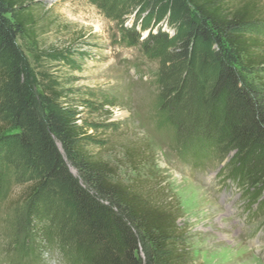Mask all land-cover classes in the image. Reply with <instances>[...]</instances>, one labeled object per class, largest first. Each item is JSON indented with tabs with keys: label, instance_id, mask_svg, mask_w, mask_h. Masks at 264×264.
<instances>
[{
	"label": "rangeland",
	"instance_id": "1",
	"mask_svg": "<svg viewBox=\"0 0 264 264\" xmlns=\"http://www.w3.org/2000/svg\"><path fill=\"white\" fill-rule=\"evenodd\" d=\"M34 1L39 42L17 40L31 66L33 91L67 89L61 105L89 129L95 152L125 182L179 207L176 264H264V209L257 201L251 205L252 188L233 174L234 151L222 150L215 132L207 135L213 102L205 47L199 45L190 64L173 61L177 46L143 40L151 29L171 36L175 27L152 22L144 30L143 14L124 0ZM262 20L247 33L264 42V12ZM3 150L0 264H83L54 216L57 199L50 196L49 210L34 202L29 189L37 172L22 160L7 162ZM140 256L148 260L144 246Z\"/></svg>",
	"mask_w": 264,
	"mask_h": 264
},
{
	"label": "trees",
	"instance_id": "2",
	"mask_svg": "<svg viewBox=\"0 0 264 264\" xmlns=\"http://www.w3.org/2000/svg\"><path fill=\"white\" fill-rule=\"evenodd\" d=\"M37 5L0 0V57L6 59L0 65V152L6 147L7 162L34 167L39 178L29 197L46 210L54 203L50 196L57 199L54 216L83 264H176L179 207L125 182L117 167L95 152L89 129L61 105L67 89L52 87L41 96L33 91L31 66L17 40L38 44ZM123 5L143 14L144 30L152 22L175 27L171 36L151 29L143 40L177 46L173 61L190 64L199 45L205 47L213 102L207 135L215 132L222 150L234 151L233 174L252 188L251 205L257 201L264 209V197L258 201L264 195V42L247 33L263 23L259 0H124Z\"/></svg>",
	"mask_w": 264,
	"mask_h": 264
}]
</instances>
